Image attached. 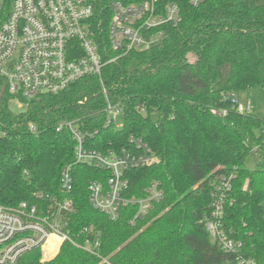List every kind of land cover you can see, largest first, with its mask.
<instances>
[{"label":"trees","instance_id":"obj_1","mask_svg":"<svg viewBox=\"0 0 264 264\" xmlns=\"http://www.w3.org/2000/svg\"><path fill=\"white\" fill-rule=\"evenodd\" d=\"M87 1L105 64L99 77L30 100L21 113L9 108L15 97L0 78V129L8 130L0 139V205L35 203L37 192L71 200L76 210L69 217L71 233L93 226L99 232V254L111 264H237L234 254L211 239L203 222L211 211L212 185L231 176L222 228L242 244L243 258L264 264V119L239 114L229 99L264 89V0H202L195 6L188 0H164L161 4L178 6L179 24L152 31H160L161 39L111 63L118 54L107 42L110 4L143 0ZM83 99L84 105H78ZM106 100L123 108L118 130L105 126ZM212 109L226 114L214 115ZM74 119L98 130L89 142L94 149L130 148L128 138L134 136L156 154L155 165L125 173L124 197H143L153 182L163 193L143 220L129 223L135 205L122 208L116 220L89 205L87 182L107 176L93 166L73 165L72 189L60 191V170L73 162V141L66 129L56 128ZM249 156L256 160L254 169L245 166ZM45 248L50 257L56 252L55 245ZM99 263L65 242L49 260L34 250L15 264Z\"/></svg>","mask_w":264,"mask_h":264},{"label":"built area","instance_id":"obj_2","mask_svg":"<svg viewBox=\"0 0 264 264\" xmlns=\"http://www.w3.org/2000/svg\"><path fill=\"white\" fill-rule=\"evenodd\" d=\"M164 0H143L139 3L110 4L111 17L107 26L109 50L118 56L131 51H141L161 39L154 30L179 24L178 6ZM202 0H188L197 5ZM93 9L87 0H0V78L5 80L8 92L15 97L18 108L24 112L27 102L45 94H57L70 84L88 77L100 76L105 65L98 53V43L93 37L91 18ZM102 88H104L102 86ZM105 94V89L102 90ZM23 99V101H20ZM236 111L252 114L250 101L240 104L238 96L229 95ZM86 99L78 101L84 105ZM19 112V113H21ZM102 112L105 126L122 127L123 108L106 100ZM214 115L224 116L225 110L212 109ZM35 131L32 123L27 124ZM66 129L73 141V162L64 164L59 174L62 193L72 189L73 165L93 166L107 172L104 178L87 182V200L96 211L110 220H116L122 208L135 205L131 225L143 220L163 198L158 183H151L144 196L130 199L123 196L128 182L125 173L155 165L156 154L141 139L129 136L130 148H107L103 151L89 146L97 136V129H87L79 119L61 122L56 132ZM8 130L0 129V139ZM231 176L211 184V211L203 219L211 239L227 253L235 255L237 264H254L241 255L242 244L229 238L222 228L223 203L231 190ZM35 203L22 201L14 207L0 205V264H15L22 256L39 250L42 260L51 259L65 242L95 257L99 264H111L99 254V232L85 226L71 233L69 217L76 210L69 199H58L43 192L34 194ZM54 243L56 252L48 255L47 244Z\"/></svg>","mask_w":264,"mask_h":264},{"label":"rangeland","instance_id":"obj_3","mask_svg":"<svg viewBox=\"0 0 264 264\" xmlns=\"http://www.w3.org/2000/svg\"><path fill=\"white\" fill-rule=\"evenodd\" d=\"M189 58V57H188ZM192 58L190 57V60ZM238 100L240 104H244L247 101H250L252 106V114L264 119V89L254 88L247 91H244L238 95ZM9 108L14 113H19L22 110L18 108V103L16 100H11L9 103ZM245 166L248 169H254L256 166V160L253 156H249L246 160ZM54 245V243H50Z\"/></svg>","mask_w":264,"mask_h":264}]
</instances>
